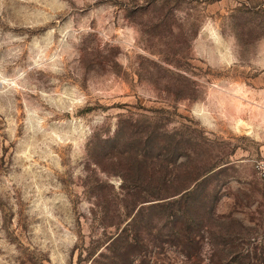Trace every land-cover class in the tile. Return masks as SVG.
I'll use <instances>...</instances> for the list:
<instances>
[{
  "label": "rangeland",
  "instance_id": "1",
  "mask_svg": "<svg viewBox=\"0 0 264 264\" xmlns=\"http://www.w3.org/2000/svg\"><path fill=\"white\" fill-rule=\"evenodd\" d=\"M262 156L264 0H0V264H264Z\"/></svg>",
  "mask_w": 264,
  "mask_h": 264
},
{
  "label": "trees",
  "instance_id": "2",
  "mask_svg": "<svg viewBox=\"0 0 264 264\" xmlns=\"http://www.w3.org/2000/svg\"><path fill=\"white\" fill-rule=\"evenodd\" d=\"M188 196H189V194L184 195L183 200H187ZM185 209H186L185 215L188 216L189 220H192V217H191L192 215H191L190 210H189L190 207L185 206ZM192 222H194V221H192ZM188 239L190 240V242L194 241V238L192 237L191 234H190V236H188ZM235 252H236V254L232 258L219 259L217 261H213V264H244L246 256H248L250 254L248 252L243 253L242 251H239V250H236Z\"/></svg>",
  "mask_w": 264,
  "mask_h": 264
},
{
  "label": "built area",
  "instance_id": "3",
  "mask_svg": "<svg viewBox=\"0 0 264 264\" xmlns=\"http://www.w3.org/2000/svg\"><path fill=\"white\" fill-rule=\"evenodd\" d=\"M250 161L256 172L264 179V156L252 158Z\"/></svg>",
  "mask_w": 264,
  "mask_h": 264
}]
</instances>
